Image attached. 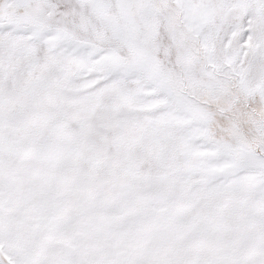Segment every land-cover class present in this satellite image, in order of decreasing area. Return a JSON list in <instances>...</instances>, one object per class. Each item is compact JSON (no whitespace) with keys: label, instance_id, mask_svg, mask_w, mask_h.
<instances>
[{"label":"snow or ice","instance_id":"6c2138e0","mask_svg":"<svg viewBox=\"0 0 264 264\" xmlns=\"http://www.w3.org/2000/svg\"><path fill=\"white\" fill-rule=\"evenodd\" d=\"M0 264H264V0H0Z\"/></svg>","mask_w":264,"mask_h":264}]
</instances>
